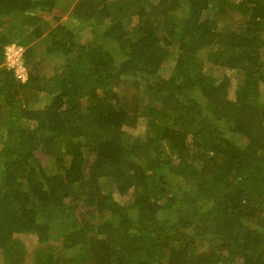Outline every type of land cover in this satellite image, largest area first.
Returning <instances> with one entry per match:
<instances>
[{
	"label": "trees",
	"instance_id": "trees-1",
	"mask_svg": "<svg viewBox=\"0 0 264 264\" xmlns=\"http://www.w3.org/2000/svg\"><path fill=\"white\" fill-rule=\"evenodd\" d=\"M56 5L0 0L2 264H264V0H75L85 43Z\"/></svg>",
	"mask_w": 264,
	"mask_h": 264
},
{
	"label": "rangeland",
	"instance_id": "rangeland-1",
	"mask_svg": "<svg viewBox=\"0 0 264 264\" xmlns=\"http://www.w3.org/2000/svg\"><path fill=\"white\" fill-rule=\"evenodd\" d=\"M58 3L60 6L64 4L69 5L68 10L64 13H61L60 6L56 5L55 8L51 9L50 12L39 11L37 13L41 16L43 22L45 23L44 26L48 27L44 29L43 34L45 35L46 32L50 30L52 27H54L56 24L63 23V24L70 26V28L78 32L77 38L78 39L80 38L81 43L92 41L93 37L91 33V28L88 25L84 24L83 22L76 21L75 19L70 18L68 16V12L74 6L75 0H58ZM56 16H59V20H54ZM239 19L241 20V17H239ZM44 50H45L44 44L40 43L37 48L38 56L42 60L39 70L41 71L40 74L44 75L45 80L49 81L53 79V77L57 74V71L58 72L61 71L60 66L63 63V57H60L59 55L50 54V55L44 56L45 58L42 59L43 57L42 52ZM203 71L206 76L213 77L216 80V82L219 80L218 77H220V75L222 74L226 75L230 80L229 88L227 91V98L229 100L235 99L236 89L240 85V83H242V76L240 74H238L236 71L226 70L222 68L221 66H212L209 63H205ZM47 94L48 93L46 92H42L41 97H40L41 101L39 103H31L30 107L33 109H39L45 106L49 102V99H50V97L46 96ZM213 122L218 124V122H215V121ZM132 132L134 133L136 137H144L145 135L144 126L140 125L136 130H133ZM226 136L228 138L233 139L237 144H240V145L245 144L246 142L245 139L239 135H232V134L227 133ZM113 197L117 200L118 203L120 202L122 204L125 201V199L121 196L117 197L114 194ZM22 242L24 244V249L28 254L30 250V245H33V244L29 243V241L27 242L25 239H22ZM25 263L30 264L29 260H27ZM0 264H2L1 261H0Z\"/></svg>",
	"mask_w": 264,
	"mask_h": 264
},
{
	"label": "built area",
	"instance_id": "built-area-1",
	"mask_svg": "<svg viewBox=\"0 0 264 264\" xmlns=\"http://www.w3.org/2000/svg\"><path fill=\"white\" fill-rule=\"evenodd\" d=\"M3 66L11 71L17 81L25 82L28 78L24 65V48L18 44H11L3 51Z\"/></svg>",
	"mask_w": 264,
	"mask_h": 264
},
{
	"label": "clouds",
	"instance_id": "clouds-1",
	"mask_svg": "<svg viewBox=\"0 0 264 264\" xmlns=\"http://www.w3.org/2000/svg\"><path fill=\"white\" fill-rule=\"evenodd\" d=\"M11 44H17V43H11ZM11 44H9V45H11ZM8 46V45H7ZM21 46V45H20ZM6 47V46H5ZM5 47H4V49H5ZM23 47V46H22ZM24 48V47H23ZM24 51H25V48H24ZM5 68V67H4ZM6 69V68H5ZM7 70V69H6ZM27 73H28V71H27ZM15 78V77H14ZM28 79V78H27ZM20 82V81H19Z\"/></svg>",
	"mask_w": 264,
	"mask_h": 264
}]
</instances>
